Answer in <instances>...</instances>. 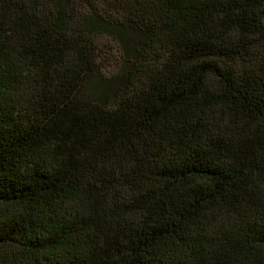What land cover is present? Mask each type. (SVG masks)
<instances>
[{
    "label": "trees",
    "instance_id": "trees-1",
    "mask_svg": "<svg viewBox=\"0 0 264 264\" xmlns=\"http://www.w3.org/2000/svg\"><path fill=\"white\" fill-rule=\"evenodd\" d=\"M0 264H264V0H0Z\"/></svg>",
    "mask_w": 264,
    "mask_h": 264
}]
</instances>
